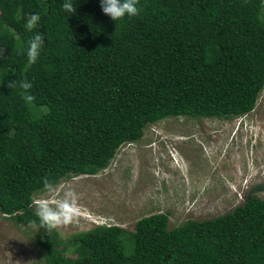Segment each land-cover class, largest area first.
Masks as SVG:
<instances>
[{"label": "trees", "instance_id": "trees-1", "mask_svg": "<svg viewBox=\"0 0 264 264\" xmlns=\"http://www.w3.org/2000/svg\"><path fill=\"white\" fill-rule=\"evenodd\" d=\"M64 2L0 0V216L38 226L45 264H264V199L252 192L216 218L170 229L157 213L132 232L94 226L67 240L40 228L31 206L45 179L98 175L150 124L252 112L264 89V0H138V14L116 22L99 0H73L71 15ZM30 13L40 15L31 31ZM37 32L44 44L29 63ZM14 80L33 86L10 89Z\"/></svg>", "mask_w": 264, "mask_h": 264}, {"label": "rangeland", "instance_id": "rangeland-1", "mask_svg": "<svg viewBox=\"0 0 264 264\" xmlns=\"http://www.w3.org/2000/svg\"><path fill=\"white\" fill-rule=\"evenodd\" d=\"M57 187L59 195L72 189L82 210L54 229L63 240L101 222L132 232L140 218L157 213L169 214L172 229L188 219L222 216L250 192L264 199V89L243 117H178L150 124L140 141L121 146L98 175L70 177ZM38 230L0 216V264H45ZM125 236L129 253L132 243Z\"/></svg>", "mask_w": 264, "mask_h": 264}, {"label": "clouds", "instance_id": "clouds-1", "mask_svg": "<svg viewBox=\"0 0 264 264\" xmlns=\"http://www.w3.org/2000/svg\"><path fill=\"white\" fill-rule=\"evenodd\" d=\"M138 0H99L101 10L109 16L113 21H118L125 16H136L139 12L137 7ZM62 8L69 14L76 12L77 7L74 6L73 0H65ZM40 21L38 13H30L28 15L25 27L31 31ZM45 34L37 32L29 41L27 47V57L29 63H35L40 55L41 47L44 44ZM2 83V82H0ZM20 87L24 90L32 88V83L21 80L17 85L16 80L11 81L8 85L10 89ZM26 101L34 100L32 95L25 96ZM154 124V123H153ZM136 143V142H135ZM134 144V143H127ZM177 167H179L177 165ZM44 194L32 202L35 209V215L38 218L40 228L51 231L61 225H66L81 215V208L77 203V195L72 189H67L63 195H59V188L54 182L47 179L44 180ZM106 222H101L95 226H110ZM117 226V225H116Z\"/></svg>", "mask_w": 264, "mask_h": 264}]
</instances>
